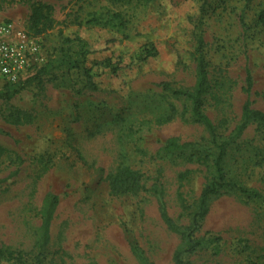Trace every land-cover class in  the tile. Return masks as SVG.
<instances>
[{
  "label": "rangeland",
  "instance_id": "374dc122",
  "mask_svg": "<svg viewBox=\"0 0 264 264\" xmlns=\"http://www.w3.org/2000/svg\"><path fill=\"white\" fill-rule=\"evenodd\" d=\"M30 2L53 8L56 24L41 36L28 30ZM80 8L81 26L66 21ZM118 12L123 29L86 24ZM3 22L35 40L43 61L20 92L0 97V264H33L48 193L59 205L40 264H141L134 244L148 264H172L182 243L161 212L179 227L190 224L215 149L189 102L160 85L192 89L201 34L209 71L203 111L219 137L239 121L247 70L251 106L264 113V0H0ZM82 45L91 52L83 55ZM150 47L156 55L145 59ZM172 138L185 146L166 154ZM121 167L142 174L136 195H110L108 177ZM223 168L228 181L260 198L212 199L199 236H219V253L208 245L188 260L264 264V126H248L231 143Z\"/></svg>",
  "mask_w": 264,
  "mask_h": 264
},
{
  "label": "trees",
  "instance_id": "16d2710c",
  "mask_svg": "<svg viewBox=\"0 0 264 264\" xmlns=\"http://www.w3.org/2000/svg\"><path fill=\"white\" fill-rule=\"evenodd\" d=\"M11 2L19 1L25 2V0H10ZM116 2H123L125 0H115ZM144 5L149 4L153 0H138ZM30 16L28 20V30L30 33L37 37L45 34L47 31L51 30L56 21L53 18V8L50 5L30 2L29 3ZM82 8L78 9L74 15L67 14L66 21L72 25L81 26V14ZM86 24H95L96 26L102 27H117L125 28V19L122 13H113L109 14L106 19L101 17L91 16V19L86 21ZM123 39H127L128 36H122ZM205 43L201 34L196 35L195 37V47L192 52V60L195 65V81L191 90H173L170 88L169 84L163 83L160 86L165 91H170L176 97L184 98L185 101L189 102L191 117L193 121L201 126L209 135L213 148L214 154L212 157V167L213 174L210 181L204 186L200 192L197 206L195 211L192 213L190 218V224L187 227H179L176 223L167 215V213L162 210L161 218L166 224L168 230L177 234L180 239L182 246L180 249L176 250L172 257V264H190L188 257L193 253L204 249L208 245H214L216 247L215 254L219 253L218 246L221 242V238L217 235L204 234L199 236L201 231L202 222L209 212V207L211 200L222 195H226L229 192L239 193L242 196L247 198H260V195L257 191L248 190L234 182L228 181L226 178V173L223 168L224 159L227 153V148L231 145L234 140L240 138L243 132L247 129L248 126L257 124L264 126V113L257 111L252 108L251 95L253 88V81L250 72L247 70L245 74V93L246 101L241 108L240 118L231 131L228 138L222 139L216 133V127L212 124L210 119L203 111L204 104V95L208 88V64L204 56ZM83 55L90 53V49L85 50V45H82ZM144 58H152L156 55V50L153 47L145 49ZM105 68H110L115 72L114 68L110 67V63L104 65ZM88 76L87 88L91 91L96 89L94 83L91 81L90 74L92 73L91 69L85 71ZM39 74L36 73L37 76ZM35 78V77H34ZM26 81L18 82L16 84H6L2 86L0 90V97L10 100L15 94L20 92L23 88V84ZM185 145H178V141L175 138L169 139L166 141L162 151L166 154H170L176 151H181L182 147ZM190 175V171H185L181 174L180 179L183 182ZM108 188L109 193L112 196H123V195H136L139 193L143 187V176L142 174L130 167H121L116 170V172L108 177ZM59 205L58 197L54 194L48 193L45 195L41 208L39 211V236L37 241L34 244V249L36 251L34 255L33 264H40L42 257L44 258V250L50 242V230L52 225V220L54 213ZM133 253L139 259L141 264H148L147 260L143 257L142 253L138 249L137 245L132 246ZM248 264H255L249 262Z\"/></svg>",
  "mask_w": 264,
  "mask_h": 264
},
{
  "label": "built area",
  "instance_id": "2783aa9c",
  "mask_svg": "<svg viewBox=\"0 0 264 264\" xmlns=\"http://www.w3.org/2000/svg\"><path fill=\"white\" fill-rule=\"evenodd\" d=\"M42 61L35 40L11 22L0 23V85L26 80Z\"/></svg>",
  "mask_w": 264,
  "mask_h": 264
}]
</instances>
